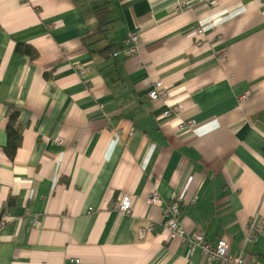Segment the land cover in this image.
<instances>
[{"label": "crops", "instance_id": "obj_1", "mask_svg": "<svg viewBox=\"0 0 264 264\" xmlns=\"http://www.w3.org/2000/svg\"><path fill=\"white\" fill-rule=\"evenodd\" d=\"M103 1L0 0V264H217L164 227L173 199L186 236L264 261V0H108L94 37Z\"/></svg>", "mask_w": 264, "mask_h": 264}, {"label": "built area", "instance_id": "obj_2", "mask_svg": "<svg viewBox=\"0 0 264 264\" xmlns=\"http://www.w3.org/2000/svg\"><path fill=\"white\" fill-rule=\"evenodd\" d=\"M210 4L217 5L216 0H211ZM127 46L123 51L127 55H135L138 53V47L140 44V37L138 35H132L126 41ZM78 70L83 75L85 70L80 64H77ZM149 97L153 100L166 101L168 94L164 90V83L161 80H157L151 88ZM184 106L182 104H176L167 110L164 115L171 116L173 114H179ZM196 125L195 119H189L180 124V131L192 130ZM163 203L160 195L155 191L150 199V204L153 206H159ZM133 203L130 196H125L121 201L114 204V208L120 213H129L132 210ZM181 214L180 205L178 199L171 200L165 211L163 219L164 227L170 232L172 238L182 237L188 242L189 248L192 252L197 249L201 250L207 257L208 262L217 264H264V261L257 258L249 257L243 254L231 255L230 245L225 239H219L216 243H212L207 240L205 233L201 231L194 232L193 234L186 236V230L182 227L179 221ZM78 263L79 261L76 260Z\"/></svg>", "mask_w": 264, "mask_h": 264}, {"label": "trees", "instance_id": "obj_3", "mask_svg": "<svg viewBox=\"0 0 264 264\" xmlns=\"http://www.w3.org/2000/svg\"><path fill=\"white\" fill-rule=\"evenodd\" d=\"M91 11L97 17V28L92 33V36L98 37L103 36L108 30L110 24L113 22V15L111 10V1L105 0L103 2H93ZM91 36V37H92ZM122 45H107L105 51L107 53L114 52L115 49L121 50ZM18 51L23 54H28L30 56H36V51L31 46L18 45ZM7 133H8V143L5 147V151L10 158H14L16 151L22 141L23 129L19 123V111L13 109L9 113V119L7 122Z\"/></svg>", "mask_w": 264, "mask_h": 264}, {"label": "rangeland", "instance_id": "obj_4", "mask_svg": "<svg viewBox=\"0 0 264 264\" xmlns=\"http://www.w3.org/2000/svg\"><path fill=\"white\" fill-rule=\"evenodd\" d=\"M127 41V40H126ZM138 51H139V47H138ZM162 199V198H161Z\"/></svg>", "mask_w": 264, "mask_h": 264}, {"label": "bare ground", "instance_id": "obj_5", "mask_svg": "<svg viewBox=\"0 0 264 264\" xmlns=\"http://www.w3.org/2000/svg\"><path fill=\"white\" fill-rule=\"evenodd\" d=\"M125 53V52H124ZM127 55V54H126ZM128 56H130V55H128Z\"/></svg>", "mask_w": 264, "mask_h": 264}]
</instances>
